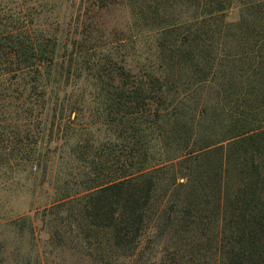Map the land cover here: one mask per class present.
<instances>
[{"label": "trees", "instance_id": "obj_1", "mask_svg": "<svg viewBox=\"0 0 264 264\" xmlns=\"http://www.w3.org/2000/svg\"><path fill=\"white\" fill-rule=\"evenodd\" d=\"M18 168L90 264H264V0H0Z\"/></svg>", "mask_w": 264, "mask_h": 264}, {"label": "rangeland", "instance_id": "obj_2", "mask_svg": "<svg viewBox=\"0 0 264 264\" xmlns=\"http://www.w3.org/2000/svg\"><path fill=\"white\" fill-rule=\"evenodd\" d=\"M7 176L9 181L5 182L6 175L0 172V264H90L85 255L71 247L69 240L62 246L50 240L48 228L42 221L34 222V235L28 233L26 227L21 233L17 231L18 227L10 221L12 215L29 209L32 198L22 168ZM11 179L18 184H13ZM39 216L38 211L36 217Z\"/></svg>", "mask_w": 264, "mask_h": 264}]
</instances>
